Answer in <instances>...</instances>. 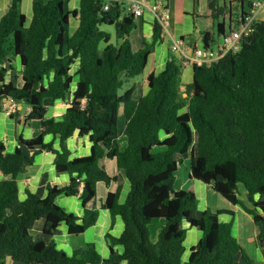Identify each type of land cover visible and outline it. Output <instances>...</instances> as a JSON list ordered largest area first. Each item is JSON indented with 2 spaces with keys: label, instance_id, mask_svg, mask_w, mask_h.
<instances>
[{
  "label": "trees",
  "instance_id": "1",
  "mask_svg": "<svg viewBox=\"0 0 264 264\" xmlns=\"http://www.w3.org/2000/svg\"><path fill=\"white\" fill-rule=\"evenodd\" d=\"M221 1L211 0L205 16L206 48L216 44L231 23H238L245 6L256 0L239 1L236 17ZM21 2L10 0L8 11L0 16V114L5 100L24 104L30 109L24 127L38 121L42 130L31 139L21 134L14 152L0 142V172L5 176L0 181V264H253L233 235L231 222L220 219L234 212L207 210L198 216L195 190L174 186L182 157L190 156V179L211 186L251 215L264 249V21L253 22L240 52L194 67L188 85L184 59L171 55L161 73L147 77L148 92L136 100V83L120 92L145 75L155 46L165 42L167 34L159 22L153 23L151 40L134 52L130 37L137 21L124 2L80 0L79 8L72 10L71 0H33L30 22L19 11ZM72 18L79 24L70 34ZM102 26L115 27L118 44L110 43L111 35ZM9 57L18 58L22 66L20 87L8 81L3 64ZM70 97L61 119L48 117L46 100ZM76 134L89 137L88 156L72 157L68 141ZM42 153H52L56 172L69 174L70 181L49 185L46 197L27 190L23 200L18 177ZM104 159L113 161L128 182L124 201L123 177L110 176ZM100 183L117 186L99 207L89 210ZM240 184L262 215L240 199ZM60 195L79 197L83 216L60 207ZM101 210L113 221L121 218L124 226L120 237L106 235V259L94 244L69 256L53 241L34 238L40 220L47 237L59 236L63 225L69 235H82L96 224ZM156 220L165 223L152 242L149 225ZM186 225L199 229L201 237L183 261Z\"/></svg>",
  "mask_w": 264,
  "mask_h": 264
},
{
  "label": "crops",
  "instance_id": "2",
  "mask_svg": "<svg viewBox=\"0 0 264 264\" xmlns=\"http://www.w3.org/2000/svg\"><path fill=\"white\" fill-rule=\"evenodd\" d=\"M118 1L126 3L128 6V9H130L131 3L135 1L145 2L147 4H154L156 1H159V0H118ZM172 1H174L173 4H172ZM210 1L211 0H197L198 4L196 6H193V2H194L193 0H167L166 2L168 4V7L172 10L173 18H172V22L169 23V26L167 27V31H166L167 35H166L165 41L166 40L168 41L176 40L175 36L179 35L180 36L179 39L184 37L186 38L188 42H190V44L196 45L198 47H202L203 46L202 33L205 32L206 29L208 28V21L205 18V16L208 12ZM226 1L227 0H222L221 4L222 5L226 4ZM229 1L233 2V4L230 5L232 8L236 7L240 11L241 5L238 2L242 0H229ZM32 4H33V0H22L21 4L19 5L20 13L26 16V19L28 22H30L32 18ZM9 5H10V0H8V2H5V5L3 7L4 9L0 13V16H3L8 11ZM70 6H72L71 2H70ZM78 8L79 7H76L75 5L71 7L72 10H75ZM173 8L175 9V13L173 11ZM145 11L149 13V14L147 13L148 14L147 19L151 20L152 23H148V21L144 19V16L146 14L145 12L142 16L136 17V19L143 18L142 19L143 25H146L148 27V32L143 27L144 32L142 34L141 30H138V29H141V27L138 26L137 24L138 29L136 28L132 32L131 37H130V39L132 40V44L134 46L135 42L133 41V38L136 39L138 37V33H140L139 34L140 38L137 40V44L140 45V48L144 40H148L147 38H149V40L151 39L153 35V23L155 22L153 15L148 10H145ZM176 12H180V13L183 12L184 13L183 17L179 15V19L178 18L176 19ZM191 12H194L197 15L194 18V21L192 23L191 22L189 23L187 22V16L191 14ZM202 17H204V19H202ZM75 21H76V24H75L74 32L79 24L78 20L75 19ZM198 24H199V28H197ZM142 36H144V38H142ZM219 41H220V38L217 39V42ZM161 45H167V44H165L164 42ZM175 57L180 58L181 55L177 54ZM169 58L170 56L168 54V47H163V50L159 54H157L154 49L152 55L149 58V62H148L145 75L142 78L143 80L145 79L144 86L146 88L145 92H144V89L142 90V96L146 95L148 92L147 77L152 73H155V74L161 73L165 69ZM151 61L153 62L151 63ZM150 63H151V68L148 72V67ZM13 65L15 67L20 65L19 67L20 71L19 69L18 70L16 68L14 69L16 74H14V72L12 71ZM3 66L6 69H7V66H9L11 69V71L8 70V75H7L8 81L11 80L9 75L12 74L13 80L20 82V80L17 78L21 77L23 69H22V66L18 58H15V57L7 58L4 61ZM193 75H194L193 68L185 67L184 77H183L185 85L192 83ZM74 89H75V84H74L73 91ZM72 100H73V97L68 98L66 101H56L54 103L51 102L50 100H46L45 105L48 108V117L61 119L62 115L66 112ZM13 105L15 104L12 101L7 102L5 100L4 105H3V112L0 114V122L1 121L7 122V123L17 122L16 125L12 129L13 134L10 137L12 141L15 142V144L12 145L11 143H8V142L5 143L8 146V151L10 152H14L15 149L20 146L19 140H20L21 134L25 139H27L25 134H27V132L30 131L29 135L31 139V138H35L39 136L42 130L40 122L32 121L28 123L25 126V130L21 132V126L24 127L23 123L25 121L26 116L29 114L30 109L28 107L24 108V106L21 104H16L15 111L11 113L9 112V110L10 108L13 107ZM22 112H24V114H22ZM124 125H125V120H124ZM6 139H8L7 133L5 135V140ZM47 140L51 141V138H48ZM0 142H2L1 136H0ZM122 145H123V148H125V143L123 141H122ZM68 146L70 150L72 151L73 158L85 157V156H88L91 152V143L89 141V137H80L78 136V134H76L74 137H72L68 141ZM11 147L13 149H10ZM55 147L56 148L58 147V142L55 144ZM189 160H190V157H189ZM54 161H55V156L52 153H42L36 157L33 165L27 167L26 172H24L18 177L21 199L24 200L26 198L25 193L27 190L41 197H46L48 194L49 185L64 186L69 183L70 181L69 174L59 175L56 172ZM102 163L106 167L108 174L110 176H120L121 175L123 177L124 188H123V195L121 199L122 201H124L129 191V185H128L127 180L122 175V173L118 170V168L116 167V164L112 163L111 161H108L107 159H104ZM186 169H187V166H186ZM4 179H5V176L0 172V181ZM100 184L105 185L104 183H100ZM116 186H117L116 183H111L109 186L105 185V190H103V197L100 198L101 204L105 200L107 194L109 192H113L116 189ZM191 187L195 190L198 202L200 200L202 203V206H201L202 209L200 211L201 213L207 210L214 212V213L221 211V210L234 212V215H230V216L227 214H223L220 219L221 221L228 222V223H230L233 220L232 232H233V235L236 236L237 238H238L237 234H239V230H240L239 227L243 224L248 225V229L246 230L244 234V237L248 240L247 241V244H248L247 253L255 255L261 261V263H264V249H262L259 245L260 230L255 225L253 217L249 215L248 213H246V211L240 205H236V206L231 205L223 197L218 195L212 189L211 186H208L198 180L190 179L189 173L187 171V177H185L182 180L180 190L188 189ZM243 194L244 195L242 197L243 198L242 201L244 200L245 205L250 209H254V211L257 214L262 215L258 209L252 207L253 205L252 199L247 196L246 191ZM21 195H23L24 197H22ZM56 203L68 213H72L80 217L83 216L84 214L82 202L79 199V197H67L65 195H60L57 197ZM99 206H97V201L95 200L93 203L88 205L87 208L91 210ZM241 219L242 221H244L243 224H241L242 222H240ZM44 226H45V222L43 220L36 222L34 226V231H33L35 240L43 239L46 242L53 241L59 250L64 251L69 256L72 255L74 251L84 248L87 244H94V246L96 247V250L104 259L109 257V248H108V243L106 241V235L111 234L114 237H120V235L123 233V230H124V226H123V222L121 218L117 217L113 221L110 213L106 210L99 211L96 224L90 229H88L84 234L79 235V236L69 235L67 227L63 225L61 227V234L59 236L47 237L43 235ZM234 227H236V231H234ZM189 231L190 230L188 229L187 238L184 242V245L186 247L185 253L188 250L187 248H189V250L191 251V249L195 247L196 244H198L200 240L199 234L197 232H194L190 240L191 242L187 244V241L189 240ZM118 249L120 251L122 250L121 247H118ZM190 251H189V254H190Z\"/></svg>",
  "mask_w": 264,
  "mask_h": 264
},
{
  "label": "rangeland",
  "instance_id": "3",
  "mask_svg": "<svg viewBox=\"0 0 264 264\" xmlns=\"http://www.w3.org/2000/svg\"><path fill=\"white\" fill-rule=\"evenodd\" d=\"M194 2H193V6H196L198 3H197V0H193ZM5 2H8V0H0V13L3 11V7H4V5H5ZM174 3V1H172V4ZM226 3H227V5L230 7V8H232L230 5H229V3H230V1L229 0H227L226 1ZM79 4H80V1L79 0H73V1H71V5L72 6H76V7H79ZM126 4V3H125ZM72 6H70V8L72 7ZM126 6H127V4H126ZM173 7V6H172ZM128 8V6L126 7V9ZM246 9H247V5H246ZM173 11H174V13H175V9L173 8ZM170 12H171V20H170V23L172 22V18H173V13H172V10L170 9ZM145 16H144V19H146L147 21H148V23H152V21L151 20H149V19H147V17H148V12L147 11H145ZM148 13V14H147ZM232 13H233V15H234V17H236L237 15H238V13H239V10L236 8V7H234V8H232ZM179 15H181V17H183V15H184V13L183 12H176V19L178 18L179 19ZM196 13H194V12H191V14H189L188 16H187V22H193L194 21V18L196 17ZM229 15V14H228ZM227 17V16H226ZM142 19L143 18H137L136 19V21H137V24H138V26H140L141 27V29H138V30H141V32H142V34H143V27L146 29V31L148 32V27L146 26V25H143V21H142ZM174 19H175V17H174ZM202 19H204V17H202ZM257 19L258 20H261V21H264V11H262L260 14H258V17H257ZM75 24H76V21H75V19H71V24H70V29H69V33L71 34V33H73L74 32V29H75ZM197 28H199V24L197 25ZM101 29L102 30H104V31H106V32H108L110 35H111V41H110V43L111 44H113V45H116V44H118V41H117V38H116V31H115V27L114 26H102L101 27ZM145 31V32H146ZM167 31V30H166ZM195 31V30H194ZM140 33H138V37L136 38V39H134L133 38V41L135 42V45L133 46V44H132V47H133V51L134 52H137V51H139L140 50V45L139 44H137V40L140 38L139 35ZM166 34H167V32H166ZM145 36V35H144ZM144 36H142V38H144ZM176 37V40H179V38H180V36L179 35H176L175 36ZM148 39V41H150L149 40V38H147ZM131 43H132V40H131ZM139 43H141V42H139ZM165 44H167V45H161V44H157L156 46H155V51H156V53L157 54H159L162 50H163V47H168V54H169V56H176L177 54L176 53H174L173 51H171L170 50V48L172 47V45H173V40L172 41H168V40H166L165 41ZM104 46L105 45H101V50L104 48ZM170 47V48H169ZM153 61H151V63H152ZM13 63V62H12ZM151 63L149 64V67H148V72H149V70H150V68H151ZM20 65L19 66H17V67H15L14 65H13V72H14V74H16L15 73V71H14V69L16 68L17 70L19 69V71H20ZM7 69L8 70H10L11 71V69H10V67L9 66H7ZM10 76V78H11V80H10V78H9V80L11 81V82H13L14 83V85L15 86H17V87H20L21 86V84H20V82H18V81H16V80H13V76H12V74H10L9 75ZM144 76H142V77H140V78H138V79H136V80H134L131 84H129V85H126L122 90H121V94H123L125 91H127L132 85H134L133 83H136V85H135V94H134V98L136 99V100H138V99H140L141 97H142V90L144 89V92L146 91V88H145V86H144V80L142 79ZM20 79V78H19ZM16 81V82H15ZM148 88V87H147ZM148 90V89H147ZM8 102V101H7ZM23 106H24V108H26V105H24L23 104ZM6 110H7V108H6ZM21 113V112H20ZM22 114H24V112H22ZM119 124H120V128H123V126H124V119H123V117H122V115H120V118H119ZM16 123L17 122H11V123H7V122H4V121H1L0 122V136H1V141L2 142H4V143H11L12 145L13 144H15V142L14 141H12V139L10 138L11 137V135L13 134V127L16 125ZM24 124V123H23ZM38 124H40V123H38ZM28 128V127H27ZM23 130H25V127H23V126H21V132L23 131ZM29 132L30 131H28L27 132V134H25V136H26V138L27 139H30V135H29ZM32 132H34V131H32ZM6 133L8 134V139H6L5 140V135H6ZM122 141H123V139H121ZM12 145H10V146H12ZM20 147V146H19ZM10 149H13L12 147L10 148ZM189 157L190 156H187L186 158H184V157H182V162H181V164H180V166H179V168H178V171H177V173H176V182H175V189L176 190H180L181 188H180V186H181V184H182V180L185 178V177H187V171H188V173H189V175H190V160H189ZM112 163H114L113 161H111ZM115 164V163H114ZM186 166H187V169H186ZM238 188H239V190H238V192H239V197H240V199L242 200L243 198V193L245 192V189H244V187L240 184L239 186H238ZM103 190H105V185H103V184H98V186H97V198H96V201H97V206H99L100 204H101V200H100V198H102L103 197ZM23 193V192H22ZM22 197H24L23 195H21ZM243 202H244V200H243ZM245 203V202H244ZM201 206H202V203H201V201L199 200V202H198V207H197V215L198 216H200L201 215ZM242 219H243V217H242ZM242 219L240 220V222H242L241 224H243V222L244 221H242ZM164 223H165V221L164 220H156V221H154V222H152V224H150L149 225V229H150V233H151V240H152V242L153 241H155L156 240V238H157V235H158V233H159V231L163 228V225H164ZM231 224H232V227H233V220L231 221ZM242 227V228H241ZM187 228L190 230L189 231V240L187 241V244L189 243V242H191L190 240H191V237H192V234H194V232H197L198 234H199V236L201 237V233H200V230L199 229H197V228H192V227H189V226H187ZM239 234H237L238 235V241H239V243L241 244V246H242V248L246 251V253H247V246H248V244H247V239L244 237V234H245V232H246V230L248 229V225L247 224H243V225H241L240 227H239ZM234 231H236V227H234ZM197 245V244H196ZM186 248V247H185ZM188 250H187V252L184 254V256H183V261H187V259H188V256H189V248H187ZM249 258H250V260L253 262V264H264V263H261V261L255 256V255H253V254H246ZM7 264H12V262L10 261V260H7Z\"/></svg>",
  "mask_w": 264,
  "mask_h": 264
},
{
  "label": "built area",
  "instance_id": "4",
  "mask_svg": "<svg viewBox=\"0 0 264 264\" xmlns=\"http://www.w3.org/2000/svg\"><path fill=\"white\" fill-rule=\"evenodd\" d=\"M109 6H105L108 10ZM148 10L154 17L155 21L167 30L171 20V12L165 0L156 1L154 4L135 1L130 5V11L140 17ZM244 15L240 16L238 23H231L232 26L219 42L210 47H198L190 44L187 40H173L171 51L180 54L184 59L185 67H203L219 62L230 53H238L242 49V40L251 25L257 20L258 14L264 11V0H256L252 6L247 5L244 8ZM231 19V18H230ZM232 20V19H231ZM15 104V103H14ZM16 105V104H15ZM13 105L9 112L13 113L16 106Z\"/></svg>",
  "mask_w": 264,
  "mask_h": 264
}]
</instances>
